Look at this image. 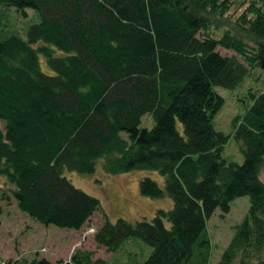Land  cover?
<instances>
[{"label":"trees","instance_id":"obj_1","mask_svg":"<svg viewBox=\"0 0 264 264\" xmlns=\"http://www.w3.org/2000/svg\"><path fill=\"white\" fill-rule=\"evenodd\" d=\"M237 4L0 0V178L22 212L80 230L101 201L67 170L93 173L100 160L108 174L155 170L164 186L144 177L141 194L172 198L174 207L151 219L106 218L95 234L99 245L117 252L140 237L153 247L144 264H211L209 219L247 195L249 210L216 264H264V0ZM234 7L242 9L236 26L253 44L230 29L212 33L220 26L215 17ZM28 9L35 22L24 38L14 26ZM42 56L52 74L43 71ZM249 75L259 85L246 113L233 119L245 154L237 163L223 156L229 136L216 129L215 116L225 98L214 86L233 88ZM147 114L152 128L141 126ZM93 255L77 250L67 264H106ZM30 264L63 260L37 254Z\"/></svg>","mask_w":264,"mask_h":264},{"label":"rangeland","instance_id":"obj_2","mask_svg":"<svg viewBox=\"0 0 264 264\" xmlns=\"http://www.w3.org/2000/svg\"><path fill=\"white\" fill-rule=\"evenodd\" d=\"M257 1L260 4L263 3V0ZM241 2L246 7L251 0H238L237 5ZM34 13V10L28 9L29 17L19 16L18 20H15L14 28L19 30L18 34L24 38H27V30L35 22ZM241 13V8L237 10L234 7L228 17L216 16V22L220 26L212 33L221 37L226 30L230 29L237 34L240 33L245 41L253 44L236 26ZM219 50L226 55L236 54L235 51L225 48H219ZM41 61L43 71L52 74L53 70L43 56ZM256 70L261 72L259 68ZM258 82L254 75H249L233 88L214 86L215 90L225 98L222 109L215 116V127L229 136L223 151V156L229 161L243 163L245 160L243 142L234 136L233 119L238 114L244 115L252 105L251 90H256ZM154 125L155 120L150 114L143 117L142 127L152 128ZM179 126L183 129L181 123ZM124 137H128L127 132H124ZM103 164V160H100L93 173L69 170L65 172L74 185L101 201L100 208L80 230L45 225L22 212L9 185L4 184L0 178V204L3 209L0 215V258L4 260L20 258L22 264H30L33 257L39 254L53 262L63 260V264H67L77 250H88L94 254V259L101 258L106 261V264H144L152 253L153 247L142 238L131 237L117 252H111L107 247L96 242L95 234L105 223L106 218L112 222H116L119 218L138 221L151 219L158 209H172L174 207L172 198H151L140 192L142 178L151 177L164 186L165 177L159 171L149 169L108 174ZM261 177L264 180V166ZM4 193H7L8 197L2 200ZM250 203L249 196L238 197L231 203L229 212L218 208L209 219L208 227L213 243L211 264L221 260L225 248L234 235L235 226L245 218Z\"/></svg>","mask_w":264,"mask_h":264},{"label":"water","instance_id":"obj_3","mask_svg":"<svg viewBox=\"0 0 264 264\" xmlns=\"http://www.w3.org/2000/svg\"><path fill=\"white\" fill-rule=\"evenodd\" d=\"M263 66H264V58H263Z\"/></svg>","mask_w":264,"mask_h":264}]
</instances>
